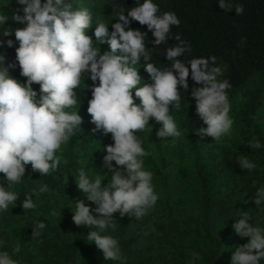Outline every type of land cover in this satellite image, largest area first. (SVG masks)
<instances>
[{
  "label": "trees",
  "instance_id": "16d2710c",
  "mask_svg": "<svg viewBox=\"0 0 264 264\" xmlns=\"http://www.w3.org/2000/svg\"><path fill=\"white\" fill-rule=\"evenodd\" d=\"M45 0H42V3ZM73 8L86 7L92 16V25L87 31L93 45L103 54L110 51L106 42H97L93 35L95 23L101 20L109 24V32L116 22L114 13L135 6V0H71ZM142 2V0H141ZM158 14L174 12L180 25L170 26L173 36L167 44L155 45V38L147 25L130 20L129 26L145 33L146 47L151 50L155 66L170 68L166 58L167 47L175 46V34L179 33L191 51L180 59L215 56L216 65L223 70L220 79H228L227 89L230 102L229 115L233 119L230 135L215 142L210 135H200L197 129L207 124L200 117L196 99L191 89L197 83L188 78L189 88L178 85L181 108L170 115L175 119L182 135L178 138L157 137L160 122L149 118L143 131L135 134L148 153L144 167L153 174L154 190L158 193L156 205L139 220L119 211L112 214L114 229L107 234L119 243L123 264H231L236 248L248 242V237L235 233L232 225L247 213L249 223L264 227V203L256 205V188L264 185V0H225L228 8H221L219 0H154ZM242 4L244 12L236 14L235 5ZM115 5V7H114ZM17 0H0V56L12 78L26 83L27 77L17 60L19 42L14 32L23 28L13 16L24 15ZM11 41V44H9ZM141 57L137 67L138 76L151 82ZM81 85L74 89L77 104L65 111H77L81 122L67 144L56 152L60 156L55 172L40 175L25 165V173L15 186L17 203L9 205L0 213V250L8 251L18 264H121V261L105 260L102 250L87 240V234L95 226L76 225L72 205L83 200L90 211L96 207L78 189L74 173L84 162L85 170L91 169L103 177L106 186L111 172L104 166L106 146L114 144L112 134L97 129L87 112L92 98V88L98 85L90 79V73H82ZM143 83V81H141ZM37 100L42 93L40 84L33 82ZM134 102L139 104V98ZM259 140L261 147L253 149L248 141ZM247 157L257 165L249 172L237 161ZM113 169L120 168L115 161ZM91 174V173H90ZM67 177V180H66ZM0 184L7 185L2 173ZM47 185V191L39 192ZM33 194L35 207L24 210L21 201L25 193ZM55 211V215L51 213ZM94 216L98 213L92 212ZM42 220L45 228L32 235L35 222ZM147 233V234H145ZM102 235L106 233H101ZM19 244V251L12 248ZM264 264V259L260 261Z\"/></svg>",
  "mask_w": 264,
  "mask_h": 264
},
{
  "label": "clouds",
  "instance_id": "9594fccd",
  "mask_svg": "<svg viewBox=\"0 0 264 264\" xmlns=\"http://www.w3.org/2000/svg\"><path fill=\"white\" fill-rule=\"evenodd\" d=\"M24 6V15L15 14L13 19L26 22L23 28H16L14 35L19 42L16 49L21 74L27 77L21 83L10 76L6 67L0 66V173L7 185L0 184V213L8 210L9 205L17 203L15 186L19 185L25 173V165L31 164L32 170L45 175L55 172L60 156L56 152L62 144H67L74 130L81 122L77 111H65L77 104L74 92L82 82V73H90L92 81L98 85L92 88V98L87 112L97 129L110 132L114 144L106 146L103 163L111 172L106 186H102L101 175L85 170L84 162L73 174L75 183L88 201L96 207L90 211L83 200H76L72 205V219L76 225L95 226L87 234V240L102 250L103 258L121 261V249L118 240L107 234L114 229L112 214L119 211L139 220L147 215L156 205L158 193L154 190L153 174L144 167V157L148 155L142 147V141L135 134L143 131L154 118L160 122L157 137H181L182 132L172 115L173 110L181 108V96L178 85L189 88L188 78L199 85L191 89L196 99L197 111L206 128L197 129L200 135H210L215 142L230 135L233 119L229 115L230 102L227 89L231 87L228 79H220L222 68L216 65V57H192L183 61L180 57L191 51L179 33L175 34L178 43L167 47L166 58L170 68L154 65L151 50L146 47V34L132 29L130 20L147 25L155 38V45L167 44L173 36L170 26H179L180 20L174 12L158 14V5L154 0H135V6L125 11H116V22L109 24L97 20L93 35L97 42H106L110 51L103 54L93 45L87 35L92 25V16L88 8H73L71 0H17ZM221 8L231 7L225 0H219ZM115 7V5H114ZM236 14H242V4L235 5ZM5 16L0 15V23ZM11 44V41H9ZM144 58L143 67L149 74V82L138 76L135 67ZM4 57L0 56V65ZM143 81V83L141 82ZM33 82L40 84V95L32 88ZM139 98V104L134 102ZM253 149H259V140L248 141ZM115 161L120 168L113 169ZM242 169L249 172L257 165L247 157L237 159ZM91 173V174H90ZM67 180V177H66ZM39 192L47 191V185ZM25 193L21 201L24 210L35 207L33 194ZM255 203H264V185L256 188ZM98 213L94 216L92 212ZM55 215V211L51 213ZM235 233L248 237V242L236 248L231 256V264H260L264 259V227L249 223L247 213L232 225ZM45 228V222L38 220L32 227L37 234ZM101 233H106L102 235ZM147 234V233H145ZM12 253L19 251V244L12 248ZM0 264H18L8 251L0 250Z\"/></svg>",
  "mask_w": 264,
  "mask_h": 264
}]
</instances>
